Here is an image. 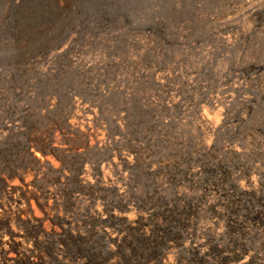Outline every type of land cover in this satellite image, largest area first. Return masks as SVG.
Masks as SVG:
<instances>
[{
	"label": "rangeland",
	"instance_id": "obj_1",
	"mask_svg": "<svg viewBox=\"0 0 264 264\" xmlns=\"http://www.w3.org/2000/svg\"><path fill=\"white\" fill-rule=\"evenodd\" d=\"M0 264H264V0H0Z\"/></svg>",
	"mask_w": 264,
	"mask_h": 264
}]
</instances>
